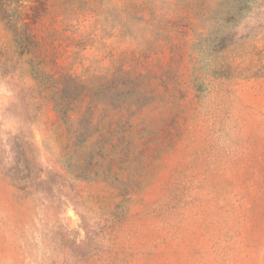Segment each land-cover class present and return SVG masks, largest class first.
<instances>
[{
  "label": "rangeland",
  "instance_id": "rangeland-1",
  "mask_svg": "<svg viewBox=\"0 0 264 264\" xmlns=\"http://www.w3.org/2000/svg\"><path fill=\"white\" fill-rule=\"evenodd\" d=\"M0 264H264V0H0Z\"/></svg>",
  "mask_w": 264,
  "mask_h": 264
}]
</instances>
